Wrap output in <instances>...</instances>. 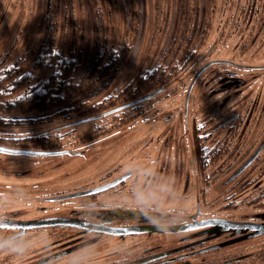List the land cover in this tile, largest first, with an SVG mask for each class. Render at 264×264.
<instances>
[{"label":"rangeland","instance_id":"374dc122","mask_svg":"<svg viewBox=\"0 0 264 264\" xmlns=\"http://www.w3.org/2000/svg\"><path fill=\"white\" fill-rule=\"evenodd\" d=\"M46 46L75 60L73 81L80 91L76 96L95 95V100L117 95L138 75L156 69L168 73L174 66L181 70L151 100L129 108L142 110L140 121L123 128L124 133L114 146L94 147L90 164L78 159L62 162L59 167L55 165L67 155L40 156V208L31 193H26L12 198L6 210H23L19 218L43 221L88 218L90 213L124 207L155 213L162 219L158 223L166 226L187 222L198 211L201 219L236 221L259 217L256 214L263 209L250 208L246 200L234 198L244 194L241 187L246 182L239 183L234 194L231 175L247 154L264 143V111L259 112L264 105V66L259 67L261 71H251L224 60L264 65V0H0V60L12 63L31 51L38 55ZM121 48H127L124 59L101 76L99 68L107 64L109 53ZM100 54L104 57L95 63ZM34 61L32 58L27 71L33 68ZM206 65L210 67L197 79L186 107L187 90L196 73ZM228 72H234L232 76L243 84L223 89ZM91 82L95 84L90 85ZM229 95L233 100L216 114L221 100ZM90 105L85 104L81 110ZM250 109L254 111L253 118L248 116ZM148 110L154 119H149ZM233 111L241 113L238 133L243 144L236 150L237 157L230 160L233 157L228 153L238 140L203 175L195 172L192 133L197 128L207 136L211 133L212 140L204 138L206 151L219 146L227 134V129H220L221 124ZM115 118V114H110L78 122L80 118L74 113L68 118L41 122L40 132L71 125L81 130L110 124ZM133 131L137 133L133 135ZM135 136L139 139L136 149ZM216 136L221 139L215 140ZM145 137L153 141L146 145ZM13 159H0V181L10 179L8 169L14 164ZM255 166L247 171L250 179L264 174V149ZM128 170L139 174V183L130 178L125 185L111 190L60 198L98 187L106 176V181L113 180ZM150 172L156 173L155 179L144 181ZM33 178L24 182L32 184L36 177ZM0 191L4 195L7 190L1 186ZM196 231L140 233L124 238L102 235L75 246L69 243L67 231L43 227L0 245V264H112L137 259L145 264L146 257L152 256L175 260L162 264H221L225 259L241 256L246 260L242 264H248L264 253V234L213 248L232 236L221 232L199 241L197 238L202 237ZM49 258L54 261L45 262Z\"/></svg>","mask_w":264,"mask_h":264},{"label":"flooded vegetation","instance_id":"af4514ba","mask_svg":"<svg viewBox=\"0 0 264 264\" xmlns=\"http://www.w3.org/2000/svg\"><path fill=\"white\" fill-rule=\"evenodd\" d=\"M225 62H229L230 64L233 63L231 61L224 60ZM233 66H236L235 63L232 64ZM239 66H245L249 68L248 70L251 71H261L259 67H263L264 65L257 66V65H241L237 64ZM236 66V67H239ZM210 67V66H209ZM208 66L202 71V75L208 71ZM264 70V69H263ZM229 75L226 77V81L221 85L223 89H228L236 86H241L243 84V81L238 80L237 77L232 76L234 75V72H228ZM200 74V75H201ZM200 77V76H199ZM198 77V78H199ZM212 80H215V76L211 77ZM223 80V79H220ZM163 88H160L158 90L162 91ZM189 89V88H188ZM124 91V90H123ZM121 91V92H123ZM157 91V90H155ZM153 91V92H155ZM153 92H150L148 94H151ZM188 92V90H187ZM147 94V95H148ZM191 94V93H190ZM157 95V94H156ZM155 95V96H156ZM146 96V95H145ZM187 96V95H186ZM144 97V96H143ZM154 97V96H153ZM152 97V98H153ZM141 98V97H140ZM152 98H149L151 100ZM139 99V98H138ZM137 100V99H135ZM135 100H131L128 102H125L123 104L110 107L103 111H97L94 113H91L89 116L82 117L78 120V122H87V121H94L97 119H101L102 117L108 116H101L104 113H107L115 108L125 106ZM233 100V97L231 95L224 97L221 102L219 103L216 114H219L225 106ZM254 100V99H253ZM147 101V100H145ZM144 102V101H143ZM143 102H140L138 104H135L133 106L125 107L115 113V119L112 120L110 124H102L97 125L93 127L88 128H80L76 125L71 126H55V127H49L47 130L40 132V124L36 125H14V126H0V146L6 149H21V150H31V151H45V152H60V151H69L65 154H54V155H47L44 157H59L60 155L67 157H63L62 161H58V163L55 166H63V164L66 163H72L78 159H83L84 164H87L90 160V156L92 154L93 148L95 149L102 147V149H105V145H112L115 143L119 137L122 136L124 132L121 130L128 125H132L134 123H137L140 121V115L142 113V110H132L129 109L130 107L137 108L140 106ZM84 104L91 103L92 105L90 107H95L98 105H107L110 103L108 99H101V100H95L94 97L90 96L83 102ZM251 106H254L252 103ZM149 111V110H148ZM147 111V112H148ZM264 111V105L263 109H261L259 112L260 114ZM151 112V111H149ZM152 113H150L149 119H154L155 115L152 116ZM249 117H254V111L252 109L249 110ZM144 120V119H143ZM142 120V121H143ZM146 121L148 119H145ZM241 120V113L238 111H233L230 117H228L224 122L221 124V130L227 129L226 137L221 140V144L219 146H214L212 149L206 151L203 144L205 139L212 140L213 137L211 133L205 135L204 131L199 128H197V132L194 134L192 133V139L194 144V152H195V172L200 173L203 175L207 168L215 163L218 159H221L220 156L226 155L228 153L229 147L231 144L235 142V147L230 150L228 155H232L233 158L230 160H235V157H237L238 148H241L243 142L242 138H240L238 133V125L240 124ZM77 122V121H76ZM133 127V126H132ZM194 128V127H193ZM134 128H132L133 130ZM134 133H137L136 131H133ZM135 139L136 136L134 137ZM146 138V137H145ZM144 138V139H145ZM205 138V139H204ZM221 139V136L217 138ZM146 145H149L153 139L151 137L146 138ZM139 142V139L135 140L133 147L136 149L137 143ZM40 145L46 147V149H40ZM234 145V144H233ZM114 146V144H113ZM264 149V143L262 142L252 153L247 154L245 157L246 159L243 161V163L236 169H234L231 180L234 181V184L231 186L234 194L238 191L237 188L240 187L239 183L246 182L245 186L241 187L242 192L244 194H236L234 195V198L236 200H246V204L250 208H257V209H263L264 210V174L258 175L255 178L250 179L248 178V170L249 172L256 168L255 164L257 163L262 151ZM222 154V155H221ZM3 156L14 158V164L11 165V168L9 167L8 172L10 173L8 177L10 179L5 181H0V187L3 186L6 192L3 195L0 191V224L4 222L8 223H20V222H30V221H40V220H25L19 218V215L21 211L23 210H17V211H10L6 210V208H9L12 202V198H19V194H30L32 197L37 201V208L39 209L40 206V156L43 155H30V154H13L5 151L0 150V159H2ZM97 155L95 154V157ZM235 156V157H234ZM86 159L88 161H86ZM62 162H64L62 164ZM87 162V163H86ZM90 164V163H88ZM163 166L160 167V171L163 169ZM245 167V168H244ZM36 177L35 181L32 184L25 183V179L29 177V179H34L33 177ZM144 181L149 182L151 177H156V173H147L145 175ZM121 177H126L125 180H123L121 183L115 185L114 187L108 189H114L117 188V186L125 185V181L132 178L135 183H139L140 177L139 174L134 170H128L123 172L121 175H119L117 178H114L113 180H108L107 176L104 178L105 182L100 184V186L106 185L108 183H111ZM98 186V187H100ZM97 188V187H95ZM93 189V188H92ZM141 189V187L139 188ZM107 191V190H106ZM104 192V191H103ZM241 192V191H240ZM99 193V192H98ZM8 194H10V198L8 197ZM236 207V204H233ZM258 212L259 217H244L240 218L239 220H236L234 222H244V223H264V211ZM20 212V213H19ZM155 213H149V212H141L136 211V209H128V208H118L115 210H111L108 212H97V213H90L91 216L88 218H71V219H79L83 221H88L92 223H104L105 225L113 226V227H135L140 225H160L157 220H162L160 216ZM195 215V214H194ZM190 217V220L184 223H188L192 221L193 216ZM196 220H202L201 218L197 217ZM132 222V223H131ZM183 224V223H181ZM48 228H53L54 230L56 228H59V230L67 231L68 235L70 236L69 243L80 246L86 243H90L93 240H96L97 238L101 237L102 235H110V234H101L94 231H87L86 229L82 227L77 226H63V225H56V226H46ZM70 227V229H68ZM40 228L43 227H32V228H25L23 229L22 226H0V245H4L6 243H9L11 241H17L27 235L29 231L34 230H40ZM197 236H201L202 238H197V240H206L211 237H215L217 234H220L223 232L222 229L212 231L211 227H203L195 229ZM243 233H238V230L231 229L228 231H225L229 233L232 238L239 237L244 234L251 233L249 230H242ZM149 234V233H147ZM157 234V233H151ZM121 237H126L127 235H119ZM66 244V243H65ZM167 257V256H166ZM148 259H145V264H162L164 261H173L174 258H165L164 256H160L159 258L156 257H146ZM157 258V259H155ZM152 259V260H151ZM154 259V260H153ZM51 261H54L53 259L49 258L46 259L45 262L49 263ZM141 259H137L134 261L127 260L130 264H142ZM140 262V263H139Z\"/></svg>","mask_w":264,"mask_h":264},{"label":"trees","instance_id":"16d2710c","mask_svg":"<svg viewBox=\"0 0 264 264\" xmlns=\"http://www.w3.org/2000/svg\"><path fill=\"white\" fill-rule=\"evenodd\" d=\"M127 48L113 50L109 53L107 64L99 68V74L104 76L103 74L108 72V69L114 70V64L119 63L126 56ZM103 57L104 54H100L95 63L101 62ZM32 58L35 59L33 68L27 71ZM76 67L73 58L61 55L52 46L41 49L38 55L31 51L12 63L0 60V125L40 124L58 117L68 118L74 113L78 118L86 117L91 113L106 110L164 88L173 75H177L181 70L174 66L168 73L156 69L153 72L138 75L123 92L109 96L110 103L107 105L81 110L85 105L84 100L90 96L87 94L76 96L80 92L78 83L73 81ZM92 84L95 83L91 82L90 85ZM40 149H46V147L40 145ZM256 257V259L247 260V263L264 264V253ZM173 261L169 262L173 263ZM244 262L246 260L239 256L225 259L221 264H242ZM112 264L130 263L122 260Z\"/></svg>","mask_w":264,"mask_h":264},{"label":"water","instance_id":"95a60500","mask_svg":"<svg viewBox=\"0 0 264 264\" xmlns=\"http://www.w3.org/2000/svg\"><path fill=\"white\" fill-rule=\"evenodd\" d=\"M233 64V63H231ZM210 65V64H209ZM236 66H239L235 64ZM208 65H206L207 67ZM200 69L195 77L193 78L188 92L186 96V107L189 101L190 93L202 73V71L206 68ZM160 90H157L151 94H148L144 97H141L125 106L115 108L107 113H104L101 116H105L108 114L115 113L125 107L133 106L135 104H138L140 102H143L145 100H148L149 98H152L156 94H158ZM1 151L13 153V154H30V155H54V154H65L68 153L69 151H60V152H45V151H31V150H21V149H6L0 146ZM245 168V167H244ZM126 177H121L111 183H108L106 185L93 188L90 190H86L83 192L79 193H74V194H69L62 196L60 198H71V197H77V196H82V195H88V194H95L98 192H103L106 191L115 185L121 183L123 180H125ZM199 216V211L193 216L192 221L188 223H183V224H176V225H140V226H135V227H113L109 225H105L104 223H92L88 221H83L79 219H71V218H61V219H55V220H43V221H30V222H20V223H8L4 222L0 224V226H22L23 229L25 228H32V227H46V226H56V225H63V226H77V227H82L86 229L87 231L91 232H97L101 234H110V235H131V234H140V233H180V232H186V231H191L195 230L198 228H203V227H211L212 231H216L219 229H222L223 232L231 230V229H236L238 230V233H243L242 230H249L251 233L241 235L239 237L230 239L224 243H221L217 246H214L213 248H220L223 246L231 245L237 242H241L243 240H247L253 237H257L259 235L264 234V223H244V222H234V221H229L225 219H219V218H209V219H202V220H196L197 217Z\"/></svg>","mask_w":264,"mask_h":264}]
</instances>
